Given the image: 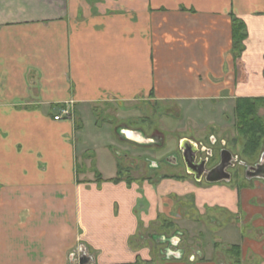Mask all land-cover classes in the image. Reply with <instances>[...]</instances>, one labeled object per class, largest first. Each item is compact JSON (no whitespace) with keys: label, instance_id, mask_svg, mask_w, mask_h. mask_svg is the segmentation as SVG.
<instances>
[{"label":"crops","instance_id":"0c3cea01","mask_svg":"<svg viewBox=\"0 0 264 264\" xmlns=\"http://www.w3.org/2000/svg\"><path fill=\"white\" fill-rule=\"evenodd\" d=\"M232 18L246 27L239 58ZM240 98H264V0H0V264H75L81 255L82 264L158 263L142 233L152 224L153 239L180 232L170 230L167 194L187 191L82 179L78 137L83 156V133L99 129L103 104L199 111ZM66 106L72 118L54 121ZM231 191L218 188L231 195L225 206L201 204L237 210L241 198L247 212L249 194ZM257 212L264 233V207ZM250 235L241 256L264 258V234Z\"/></svg>","mask_w":264,"mask_h":264},{"label":"rangeland","instance_id":"374dc122","mask_svg":"<svg viewBox=\"0 0 264 264\" xmlns=\"http://www.w3.org/2000/svg\"><path fill=\"white\" fill-rule=\"evenodd\" d=\"M235 103L236 100L228 104H213L199 111L181 109L176 104L169 103L136 102L122 106L118 104L99 105L96 107L100 114L99 129H95L94 125L86 127L83 134L84 140L88 141L86 145L84 144L87 153L83 156L81 136L77 140L79 176L82 175V179L94 178L97 174L105 177L117 176L120 180L135 181L137 186H143L144 183L156 186V183L162 181L181 184L180 186L183 191H187V194H172L173 196L167 194L168 198L173 197L175 203L172 209V216L175 220L172 221L173 227L170 230L173 232L177 229L183 235L182 238L180 236L179 247L184 250V259L178 262L183 264H237L235 258L228 252L231 247L240 248V239L251 238L250 232H252V238L258 241L264 234L261 227V215L257 212L258 209L264 207V182L257 179L247 181L246 177L245 179L241 177L236 181L231 180L230 183H195L192 177L186 175L183 167L175 169L168 165L169 163L164 162V159H169L171 162L172 154L177 152L179 140L192 139L195 143L202 142L206 146L207 137L210 134H213L217 140L225 139L229 143V149L234 150L239 159L245 161L242 154L244 143L237 136ZM257 116L264 123V106L257 109ZM125 128L132 130L136 135L142 134L144 138L138 141H125V138H120L119 132L120 129ZM98 130L102 133H96ZM234 140H236L235 143ZM263 146L264 138L262 137L258 153L262 151ZM145 160L161 165V169L151 171ZM252 162L256 161L252 160ZM118 171L119 175H117ZM220 187L232 190L231 193L238 192L240 197H243V193H248L250 199L247 204L252 211L251 215L247 213L248 208L247 212L244 211L245 208H242L243 202L240 197L239 204L236 206L237 210L234 206L226 210L216 205L211 206L212 203L209 206L201 204L213 201L225 206L229 198L231 199V195L220 196L218 192ZM145 189L146 187L143 193ZM201 191H206V193L199 196ZM195 193H198L196 195L201 200L198 202V207L195 202ZM145 197L150 199L151 195L144 194L143 199ZM160 223V226L164 225L163 228L168 224L165 221H160ZM155 230L152 224L142 233L145 238L143 244L150 246V249L154 247L158 253L162 247L159 245L155 247L157 243H152L146 237L148 231L151 233L156 232ZM197 250H202L200 256L196 254ZM153 260L158 262L155 264H159L161 260L164 261L159 255ZM263 261L261 254L248 252L243 257L240 256L238 264H263L261 263Z\"/></svg>","mask_w":264,"mask_h":264},{"label":"flooded vegetation","instance_id":"af4514ba","mask_svg":"<svg viewBox=\"0 0 264 264\" xmlns=\"http://www.w3.org/2000/svg\"><path fill=\"white\" fill-rule=\"evenodd\" d=\"M128 132V131H127ZM132 140L144 137L141 134H127ZM236 140H234L235 143ZM128 142V141H127ZM231 145L233 142L231 141ZM225 139L217 140L213 134L207 137V145L199 142L195 143L192 139H181L178 142L177 152L172 154L171 162L169 159H164V162L175 169L184 168L186 175L192 177L195 183H209L208 180H222L216 183H230L231 180H237L243 177L247 181L257 179L264 182V148L259 153L256 162H248L239 159L238 155L231 148ZM236 146V144H234ZM142 147V146H139ZM264 147V146H263ZM226 151L229 154H226ZM146 161V160H145ZM148 167L151 171L161 169V165L155 164L152 161L148 162ZM154 164V165H153ZM189 167H188V166ZM220 166L226 167L224 171L218 170ZM242 175V176H241ZM128 181L127 184H130ZM215 184V183H210ZM164 226V225H163ZM180 236L183 237L182 232L174 231L172 235L163 236L153 239V234H148L147 238L153 243H157L161 249L158 250L159 256L164 261H182L184 259V250L179 247ZM193 258V255H192ZM191 260V259H190ZM75 264H80L75 262Z\"/></svg>","mask_w":264,"mask_h":264},{"label":"trees","instance_id":"16d2710c","mask_svg":"<svg viewBox=\"0 0 264 264\" xmlns=\"http://www.w3.org/2000/svg\"><path fill=\"white\" fill-rule=\"evenodd\" d=\"M246 27L242 21L237 18L231 20V39H232V53L235 58H239L243 52V42L246 40ZM264 106V99H238L235 103V117L237 136L243 140V158L252 161L258 158L260 139L264 138V123L262 119L257 116V109ZM120 172L118 171L119 175ZM97 183L103 182L101 175H95ZM165 178V177H164ZM167 179V178H165ZM119 178L111 180V182L118 183ZM238 264L240 262L241 251L238 246L231 247L228 251Z\"/></svg>","mask_w":264,"mask_h":264},{"label":"built area","instance_id":"2783aa9c","mask_svg":"<svg viewBox=\"0 0 264 264\" xmlns=\"http://www.w3.org/2000/svg\"><path fill=\"white\" fill-rule=\"evenodd\" d=\"M71 108L66 107L65 109H62L59 113V115L54 117L55 121H60V120H64V119H70L71 118Z\"/></svg>","mask_w":264,"mask_h":264},{"label":"water","instance_id":"95a60500","mask_svg":"<svg viewBox=\"0 0 264 264\" xmlns=\"http://www.w3.org/2000/svg\"><path fill=\"white\" fill-rule=\"evenodd\" d=\"M130 132V131H129ZM226 154H229L227 151H226ZM188 166V165H187ZM189 167V166H188ZM226 167H224V166H220L219 168H218V170H221V171H224V169H225ZM222 180H226V179H220V180H208V182L209 183H216V182H219V181H222ZM227 180H228V178H227ZM226 180V181H227ZM229 181V180H228ZM83 260V259H82ZM82 262H85V259H84V261H82Z\"/></svg>","mask_w":264,"mask_h":264},{"label":"bare ground","instance_id":"6f19581e","mask_svg":"<svg viewBox=\"0 0 264 264\" xmlns=\"http://www.w3.org/2000/svg\"><path fill=\"white\" fill-rule=\"evenodd\" d=\"M121 134L125 135L126 137H129L127 134H129V135L131 136V135H133V134H135V133H132V132H129V131H128V132H127V131H126V132L121 131ZM128 139H130V138H128ZM130 140H132V139H130ZM138 140H141V139H140V136H139V138H137V140L134 139L133 141H138Z\"/></svg>","mask_w":264,"mask_h":264}]
</instances>
